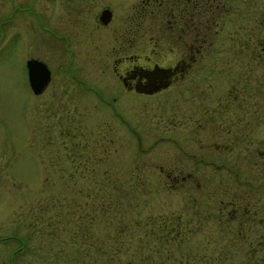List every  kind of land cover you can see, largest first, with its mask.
Wrapping results in <instances>:
<instances>
[{
	"label": "rangeland",
	"instance_id": "obj_1",
	"mask_svg": "<svg viewBox=\"0 0 264 264\" xmlns=\"http://www.w3.org/2000/svg\"><path fill=\"white\" fill-rule=\"evenodd\" d=\"M229 1L223 33L209 37L210 55L197 62L190 102L189 79L180 89L142 91L117 81L111 67L125 53H147L160 64L177 57L157 28L130 24L141 0H0V264H109L119 223L130 225L117 234L125 247L119 259L137 258L142 248L126 246L140 241L133 222L147 218L158 226L170 219L183 239L165 245L170 258L158 255L164 264H264V246L251 247L256 232H238L235 223L227 232L210 212L223 193L237 190L261 196L264 207V164L248 174L221 147L264 148V65L255 67L245 53L258 36L243 33V0ZM104 7L112 12L106 24L98 19ZM29 57L51 71L38 95L27 80ZM245 69L259 70L258 101L229 97L223 120L196 119L211 104L209 92L235 94L226 89L246 81ZM254 112L259 118L249 119ZM223 155L227 168L204 162ZM90 190L94 201L121 196L122 203L101 213L85 206Z\"/></svg>",
	"mask_w": 264,
	"mask_h": 264
},
{
	"label": "flooded vegetation",
	"instance_id": "obj_2",
	"mask_svg": "<svg viewBox=\"0 0 264 264\" xmlns=\"http://www.w3.org/2000/svg\"><path fill=\"white\" fill-rule=\"evenodd\" d=\"M232 3L235 2L232 0ZM240 3L245 10L242 15L244 35L258 36L255 47L249 48V51L245 52L246 55L253 56V61L256 64L254 66L258 68L260 64L264 65V2H262L263 5H260V1L257 0H243ZM132 13L139 15V17L131 14L129 17L130 24L133 21L142 24H155L158 35H162L168 41H173L174 45L172 44L173 47L169 50H172V54L177 57H174L172 63L160 64L155 60L153 61L147 53H137L135 51L125 53L119 56L116 59L118 63L111 67L117 81L121 83L125 90L142 91L149 86L154 90L170 88L171 86L180 89L183 88L181 84L189 79V101H195L197 97L195 85L197 62L202 59L200 58L201 55H210L211 48L204 47L206 42L210 46L209 37L223 33L222 26L229 20L230 1L141 0L133 7ZM248 14H251L252 18ZM144 56L147 58L144 59ZM258 71L245 69L243 76L246 81L241 86L239 84L232 85L230 91L227 90L228 87L226 89L228 94L234 91V95L215 94L213 96L209 92L206 95V104H212L215 101L218 106L213 107L211 104L206 106L196 119L202 118L201 120H204L206 124L218 119L223 120L220 115L224 116V114L220 113L224 112L222 106L228 104L229 97L237 98L239 95L250 97L251 94L255 98V102L260 94L261 76ZM211 72L212 70L207 73V79L212 80ZM253 72H255L254 75ZM252 81L255 82L254 86L251 84ZM209 86L212 85L209 84ZM250 88H252V91H250ZM244 114L239 113L238 119H243ZM248 118L258 119L259 114L254 112ZM217 125L220 127L221 122ZM221 147L224 153L231 154L229 156L233 157L232 163H243L244 166H249L251 171H247L248 174L259 171L258 168L261 166H258L264 164V148L259 145L230 144ZM233 148L237 149L234 151ZM224 155L219 160L208 159L204 162L209 166L227 168L226 163L229 161L224 160ZM200 161L203 162L202 159ZM188 176L192 175L188 173L185 177L182 176L181 180H185ZM260 197L258 195L251 197L250 194L242 190L240 192L238 190L237 192H226L220 197L221 200L218 199L217 212H210L217 220H223L227 232L229 231V224L234 225L235 223L238 232L245 230L256 232V239L251 240L252 247L264 246V207H262Z\"/></svg>",
	"mask_w": 264,
	"mask_h": 264
},
{
	"label": "trees",
	"instance_id": "obj_3",
	"mask_svg": "<svg viewBox=\"0 0 264 264\" xmlns=\"http://www.w3.org/2000/svg\"><path fill=\"white\" fill-rule=\"evenodd\" d=\"M132 15L139 17V15H137L135 13H132ZM131 24L132 25H138V27H144V24L136 23L135 21L131 22ZM147 26H148V29H155L156 28L155 24H147ZM136 188L137 187H134L133 189H136ZM90 192H91V195L88 197H92V200L88 201L85 206L98 208L101 213H106L110 209H116V208H118L117 206L121 205L120 203H122V200L120 198L121 196L115 197L114 200L109 199V200L103 201V199H101L100 202L94 201V198H93L94 194L91 190L88 191L89 194H90ZM102 198H103V195H102ZM97 202H99V203L96 205ZM85 206L83 208H85ZM82 215L83 214H80V218H82ZM94 219H95V216L91 215L90 218H88L84 223H86V226H88L91 224V222ZM51 222L52 221H47V222H43V223L48 224ZM219 222H221V221H219ZM154 223H155V220L151 219V218L143 219L141 221L136 220L135 222H133V227L140 229L141 233L138 236V239L140 241L137 242V244H135L134 246L129 247L127 245L126 249H137V250H139L140 248H142V253H140L139 256H137V258H135V255L137 254L136 253L133 258H130L127 260H121L122 258L119 259L121 257L120 255L122 253L121 246L123 247L124 245L123 244L120 245L121 243L117 244V234H121V233L125 232L126 230H123V229H125L124 227H128L130 225H126V224L122 225L119 223L118 228L116 227L114 229V235L111 237L112 241H113V246L110 249L111 251L109 253V259H107L108 263L109 264H118L119 261H123V262H121V264H164V261L162 259L158 260V258H159L158 255L161 254V252H164L165 257L170 258V253L166 251L165 245L169 244L170 242H176L177 240L181 241L183 239L177 238L178 237L177 229L172 227V226H174V224L172 221H170V219L162 221L159 226L154 224ZM83 231H84L83 228H80V232H83ZM262 247H263V245H261L259 247H253V248H256L258 250L259 248L262 249ZM123 248H125V247H123ZM132 252H133V250L131 251V253ZM253 252H255V249ZM116 260H117V262H116ZM261 260H264V257H262ZM170 262L171 261H166V264H174L173 261L171 263ZM180 262L182 263V261H180Z\"/></svg>",
	"mask_w": 264,
	"mask_h": 264
},
{
	"label": "water",
	"instance_id": "obj_4",
	"mask_svg": "<svg viewBox=\"0 0 264 264\" xmlns=\"http://www.w3.org/2000/svg\"><path fill=\"white\" fill-rule=\"evenodd\" d=\"M112 12L108 8L102 9L99 20L102 23L109 22ZM27 78L29 86L33 93H41L47 86L51 78V71L47 64L36 57H30L26 60Z\"/></svg>",
	"mask_w": 264,
	"mask_h": 264
}]
</instances>
